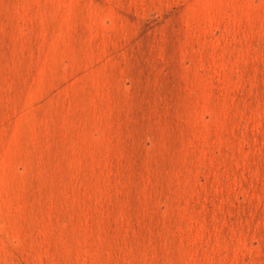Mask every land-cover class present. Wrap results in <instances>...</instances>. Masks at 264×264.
Wrapping results in <instances>:
<instances>
[{
  "label": "rangeland",
  "instance_id": "1",
  "mask_svg": "<svg viewBox=\"0 0 264 264\" xmlns=\"http://www.w3.org/2000/svg\"><path fill=\"white\" fill-rule=\"evenodd\" d=\"M0 264H264V0H0Z\"/></svg>",
  "mask_w": 264,
  "mask_h": 264
}]
</instances>
